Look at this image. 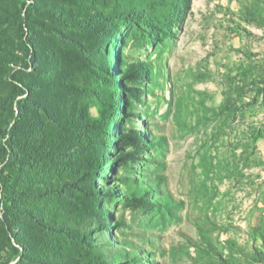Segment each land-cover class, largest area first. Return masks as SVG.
Wrapping results in <instances>:
<instances>
[{
  "label": "rangeland",
  "instance_id": "1",
  "mask_svg": "<svg viewBox=\"0 0 264 264\" xmlns=\"http://www.w3.org/2000/svg\"><path fill=\"white\" fill-rule=\"evenodd\" d=\"M10 97L0 264H264V0H0Z\"/></svg>",
  "mask_w": 264,
  "mask_h": 264
},
{
  "label": "trees",
  "instance_id": "2",
  "mask_svg": "<svg viewBox=\"0 0 264 264\" xmlns=\"http://www.w3.org/2000/svg\"><path fill=\"white\" fill-rule=\"evenodd\" d=\"M29 39H31V38H29V36L27 37V39L25 40V44H27V41L28 42H30V40ZM78 51L81 53V54H83V55H85V51L83 50V48H81V47H78ZM16 90H17V96H23V95H30L31 93H33V91L35 90V89H22V88H19V87H16L15 88ZM17 97H15V98H12V97H10V98H7V99H5V100H2V102H0V109L1 108H4V109H6L8 106H10V105H13L14 104V100L16 99ZM33 105H35V104H33ZM38 107V106H37ZM24 110V105H23V103H21L20 104V106H19V111H20V113L22 112ZM45 115H46V117H47V119L50 121H52V123L55 125V127L59 130V131H61L62 133H64V134H67L68 133V128L67 127H64L62 124H61V122H59L55 117H51L50 118V113L49 112H46L45 111ZM111 117H113V115H111V114H109ZM75 126H77V124L75 125V124H73V127H75ZM89 126L86 124V125H81L80 127H77V129H82V134H86V132H85V130L84 129H86V128H88ZM73 129V128H72ZM74 130V129H73ZM81 134V135H82ZM9 135H10V133L8 132V130L7 129H5L3 126H0V142L1 143H3V141H5V139L6 138H8L9 137ZM7 150H6V152H7V154H8V156H9V162H10V164H13L17 159H20L21 158V153H20V150L18 149V147L17 146H15L14 145V142H13V138H10L9 139V141L7 142ZM56 192H59V193H63V192H65V190H63V188H56V189H54V190H51L50 191V188H48V189H46L44 192H43V195H50V193H56ZM142 192V190L141 189H139V190H137V189H135V188H133V189H131V194L133 195V196H135L136 194H140ZM10 193L11 194H15L14 193V191H12V190H10ZM10 203V202H9ZM7 203L6 204V207H5V209H4V214H3V216H4V218H3V220H4V222H5V225H7V227L9 228V230L12 232V233H14V223L16 222V218H15V216H16V214H17V210H16V208H15V204L12 202V203ZM34 216V218H33V221H34V223L36 224V225H38V226H40V227H42L43 229H49V227L48 226H46V225H44L41 221H40V219H39V217H37V216H35V215H33ZM8 247L10 248V250L13 252V257L14 258H16V257H18V256H22V258H24V257H26V255H27V252L28 251H30V249H31V246L30 245H26V247H24V249H23V252H21V250H19L13 243H11L10 241H9V245H8ZM92 259H93V262H92V264H96L97 262H96V260L98 259V260H102V258H101V254H100V252L98 251H96V252H93V256H92ZM114 259V261L116 260V261H118V258L117 257H114L113 258ZM40 261V260H39ZM45 263H47V262H45ZM60 264H63V263H60Z\"/></svg>",
  "mask_w": 264,
  "mask_h": 264
}]
</instances>
